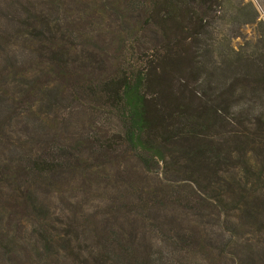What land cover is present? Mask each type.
I'll return each instance as SVG.
<instances>
[{
    "label": "rangeland",
    "instance_id": "374dc122",
    "mask_svg": "<svg viewBox=\"0 0 264 264\" xmlns=\"http://www.w3.org/2000/svg\"><path fill=\"white\" fill-rule=\"evenodd\" d=\"M127 1L0 0V153L51 155L68 195L170 259L264 264V0H173L194 11L196 54L134 64L108 105L84 86ZM46 203L56 214L66 199ZM22 221L0 213V264H112Z\"/></svg>",
    "mask_w": 264,
    "mask_h": 264
},
{
    "label": "trees",
    "instance_id": "16d2710c",
    "mask_svg": "<svg viewBox=\"0 0 264 264\" xmlns=\"http://www.w3.org/2000/svg\"><path fill=\"white\" fill-rule=\"evenodd\" d=\"M173 3L127 1L124 28L114 40L104 70L84 86L88 94L105 104L116 105L134 64L196 54L192 44L197 30L194 11ZM59 181L47 153H0V213L17 226L25 214L29 215L38 227L33 233L42 241L53 243L57 239L79 245L112 264H184L173 255L170 259V254L153 245L156 243H151L148 235L125 230L124 222L114 212L92 198L84 194L82 199L74 195L72 198L68 193L76 191L60 188ZM40 195L46 197L40 200ZM59 195H64L66 203L55 214L47 203H42Z\"/></svg>",
    "mask_w": 264,
    "mask_h": 264
}]
</instances>
